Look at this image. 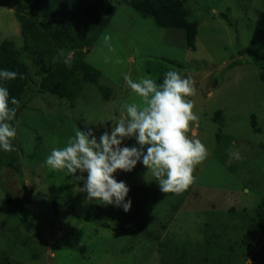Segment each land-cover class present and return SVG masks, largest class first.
I'll return each instance as SVG.
<instances>
[{
	"label": "rangeland",
	"instance_id": "1",
	"mask_svg": "<svg viewBox=\"0 0 264 264\" xmlns=\"http://www.w3.org/2000/svg\"><path fill=\"white\" fill-rule=\"evenodd\" d=\"M25 1L0 0V42L13 41L30 89L11 122L13 164L0 166V264H264V61L243 51L264 0H184L189 35L104 0L101 16L116 11L97 40L73 48L50 38L34 53L16 15ZM77 55L100 70L97 82H84L74 100L38 91L42 67ZM169 69L191 77L187 134L207 149L187 189L161 192L138 162L114 173L130 189L125 212L87 201L73 179L80 173L45 166L78 128L99 140L122 105L138 101L123 73L160 82ZM123 144L138 146L134 137Z\"/></svg>",
	"mask_w": 264,
	"mask_h": 264
},
{
	"label": "clouds",
	"instance_id": "2",
	"mask_svg": "<svg viewBox=\"0 0 264 264\" xmlns=\"http://www.w3.org/2000/svg\"><path fill=\"white\" fill-rule=\"evenodd\" d=\"M64 62L68 63L67 58ZM17 75L14 70L0 68V152L13 149L12 140L17 134L11 122L18 101L10 97L3 83ZM122 76L138 101L124 103L110 131H103L99 140L78 128L63 147L50 149L44 164L52 170L80 173L73 179L87 201L115 205L127 212L132 203L126 199L130 189L115 178L117 170L131 171L139 162L147 168V175L154 177L161 192L178 194L193 182L194 167L206 158L207 149L199 138L187 134L189 123L196 119L193 101L188 98L194 91L190 76L174 69L165 71L160 82L149 75L136 79L128 73ZM133 137L138 146L123 144ZM229 156L239 159L240 153L230 149Z\"/></svg>",
	"mask_w": 264,
	"mask_h": 264
},
{
	"label": "trees",
	"instance_id": "3",
	"mask_svg": "<svg viewBox=\"0 0 264 264\" xmlns=\"http://www.w3.org/2000/svg\"><path fill=\"white\" fill-rule=\"evenodd\" d=\"M104 0H26L16 8L21 24L26 48L35 50L50 40L70 41L73 48H80L84 42L95 41L110 23L116 6L111 5L106 16L100 15V6ZM144 17L151 18L159 27L183 28L189 35L190 27L185 21L188 9L184 0H122ZM27 11H36L27 15ZM86 32L90 34L85 37ZM190 37V41H191ZM42 42V44H40ZM255 61H264V8L257 18L251 32L249 44L243 50ZM14 43L4 39L0 42V68L14 70L17 77L4 81L10 97H15L18 106L30 94L28 87V67L14 55ZM62 60L50 67H42L38 81L40 93L50 92L60 98L74 100L84 82L95 83L101 72L81 56ZM15 119V118H14ZM221 139V137H220ZM13 159L10 151L0 152V166H10Z\"/></svg>",
	"mask_w": 264,
	"mask_h": 264
}]
</instances>
